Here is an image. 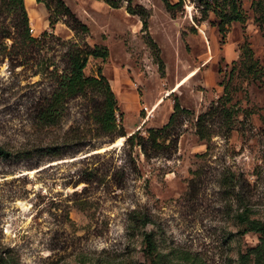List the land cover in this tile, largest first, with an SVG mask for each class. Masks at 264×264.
<instances>
[{
  "label": "rangeland",
  "instance_id": "374dc122",
  "mask_svg": "<svg viewBox=\"0 0 264 264\" xmlns=\"http://www.w3.org/2000/svg\"><path fill=\"white\" fill-rule=\"evenodd\" d=\"M126 1L63 0L81 36L22 1L33 48L0 0V264H264V0H182L173 16L161 0H130L147 11L162 73ZM233 6L240 21H227ZM82 41L108 50L83 73L107 79L116 129L145 137L173 99L186 103L174 147L144 157L126 135L102 134L92 89L63 102L56 123L36 120L49 71Z\"/></svg>",
  "mask_w": 264,
  "mask_h": 264
},
{
  "label": "trees",
  "instance_id": "16d2710c",
  "mask_svg": "<svg viewBox=\"0 0 264 264\" xmlns=\"http://www.w3.org/2000/svg\"><path fill=\"white\" fill-rule=\"evenodd\" d=\"M8 3L17 9L22 17V27L25 32L21 36V40L24 43L32 44L33 48L38 44L39 39L30 37L27 32V18L23 8V0H7ZM40 2L48 12V27L52 28L54 23L59 18H64L67 25L73 31L75 35H84L88 33L87 26L79 21L64 4L63 0H34ZM110 7H117V0H102ZM165 10L173 16L174 11H181L182 0H177L174 3L168 2V0H161ZM208 7L205 2V8ZM125 10L127 13L137 15L140 20V31L145 36V44L149 47L154 61L157 63V69L160 73L163 70V64L158 56V49L156 44L153 42L147 31V11L140 5H130V0L126 1ZM233 16L229 17L227 21H240V17L237 13H234V6L231 11ZM46 36L44 31L41 37ZM23 44V43H22ZM62 60L64 67L61 70L51 68L49 73L51 74L55 87L52 89L48 99L39 105L36 112V120L43 124H54L62 116L63 102L76 96L85 95L87 89L96 91L101 99L94 104L95 111L93 114L94 122L97 124L98 130L105 133H114L117 136L127 135L121 127L116 129L115 113L117 111L116 100L114 94L110 88L107 79L101 74L100 69H97L95 76H85L83 69L87 62L88 57L99 58L104 61L108 57V50L105 46L98 44L89 45L85 41L80 44L72 42L69 43L67 48L62 53ZM44 61H37L35 64L38 66L37 71L41 69V65ZM35 70V72H37ZM188 109L182 108L177 99H173L172 111L167 117L166 122L159 128H149L146 131V136H141L138 133V129L127 135L124 139V145L130 148L136 146L140 149L144 157L149 156V150L153 149L155 153L159 150L169 149L174 147L176 143L177 133L171 128L172 122L174 121L175 115L178 112H187ZM199 118V117H198ZM198 121V119H197ZM83 135L78 137L81 140ZM161 138V141L159 140ZM123 140V138H121ZM167 141L164 144V141ZM7 155V152L0 148V157ZM146 248L151 249V244L146 238Z\"/></svg>",
  "mask_w": 264,
  "mask_h": 264
},
{
  "label": "crops",
  "instance_id": "0c3cea01",
  "mask_svg": "<svg viewBox=\"0 0 264 264\" xmlns=\"http://www.w3.org/2000/svg\"><path fill=\"white\" fill-rule=\"evenodd\" d=\"M102 1V0H101ZM23 2H24V4L26 5V6H28V7H30L29 5H31V4H33V0H23ZM182 84V83H181ZM180 84V85H181ZM174 85V84H173ZM173 85L171 86V87H173ZM179 85V86H180ZM179 86H177L176 87V89L175 90H177V88L179 87ZM170 87V88H171ZM170 88H168L166 91H168ZM175 90L174 91H171V93H174L175 92ZM167 96V95H166ZM166 96L165 95H161V101H160V103L159 104H161V103H163L164 102V99H165V101L168 103V100L166 99ZM165 97V98H164ZM164 98V99H163ZM174 98H176L175 96H174ZM177 101H178V103H179V105L182 107V108H186V109H188L189 107H187V105H185L186 103H184V102H180L178 99H177ZM165 102V103H166ZM166 103V104H167ZM169 111L171 112L172 111V104H171V106H169ZM169 112V113H170Z\"/></svg>",
  "mask_w": 264,
  "mask_h": 264
},
{
  "label": "built area",
  "instance_id": "2783aa9c",
  "mask_svg": "<svg viewBox=\"0 0 264 264\" xmlns=\"http://www.w3.org/2000/svg\"><path fill=\"white\" fill-rule=\"evenodd\" d=\"M145 111H146V110H145ZM147 115H148V112L146 111V115H145L144 119L147 117ZM144 119H143L142 121H144Z\"/></svg>",
  "mask_w": 264,
  "mask_h": 264
},
{
  "label": "water",
  "instance_id": "95a60500",
  "mask_svg": "<svg viewBox=\"0 0 264 264\" xmlns=\"http://www.w3.org/2000/svg\"><path fill=\"white\" fill-rule=\"evenodd\" d=\"M127 136V135H126ZM110 146H113V145H110Z\"/></svg>",
  "mask_w": 264,
  "mask_h": 264
}]
</instances>
